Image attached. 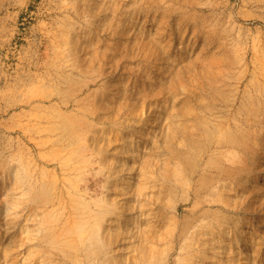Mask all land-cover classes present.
<instances>
[{
  "label": "rangeland",
  "instance_id": "1",
  "mask_svg": "<svg viewBox=\"0 0 264 264\" xmlns=\"http://www.w3.org/2000/svg\"><path fill=\"white\" fill-rule=\"evenodd\" d=\"M235 92H264V0H0V264H264V153L204 131ZM201 154L239 212L182 203Z\"/></svg>",
  "mask_w": 264,
  "mask_h": 264
},
{
  "label": "bare ground",
  "instance_id": "2",
  "mask_svg": "<svg viewBox=\"0 0 264 264\" xmlns=\"http://www.w3.org/2000/svg\"><path fill=\"white\" fill-rule=\"evenodd\" d=\"M235 95L236 97L227 98L226 100H224L223 105L227 106V109L223 110L219 108L218 114H214L215 112L213 109L216 106H213V103L203 110L204 121L206 123L204 131L207 135H211V137H214L213 135L217 133L224 135L226 137V141L224 142L223 140H218L217 148L222 149L224 146H227L228 150L233 149L234 151L231 152L230 160L233 163L242 164L246 159L247 154L252 152L253 150L257 151L260 149L261 152L264 153V128L263 125H261L260 127V120H257L259 128L252 129L253 125L251 124V121L248 117L245 116V118H240V115L244 114V112H246V114L249 113L248 111L251 109L250 105H253V103L255 102L257 106H259V109H261L264 102V99L262 98L264 92L258 94V97H253V100H251L252 96H249L247 97V99L241 100L240 103L238 102L240 97L239 93L235 92ZM262 114H264V112H262ZM175 116V114H172V117ZM210 150L211 148L209 149V151ZM217 152L221 154L224 153L223 150L218 149ZM194 161L195 164L197 163V168L192 169L188 173L190 178L185 182V187L183 186L185 192L187 193V197H184L182 202L184 204H190L191 202L193 203L192 208L189 211L192 218L195 220H199L201 216L207 215V212L204 210V207L206 206H218L219 208H222L223 210L228 212H239L240 209L231 210L218 204V200L215 197H205V195L213 194L212 187L214 186V184L217 185V183L223 178L224 169H219L215 166L210 165L209 162L205 161V157L203 156V154L200 155V158L198 160L194 159ZM245 166L242 167L239 165L237 166V170L244 171L246 169ZM255 166L258 167L259 164H256ZM200 172L201 178H207V181L209 179L208 185L206 180L200 183V176L198 180H191L195 176V173ZM18 174L20 173L18 172ZM258 179V176H256L255 181ZM171 186H173V184H171ZM180 204L173 206L174 210L172 212L176 214V217L179 214L181 208ZM221 219L222 216L220 217L219 221H222ZM218 224L219 223L217 222L215 225ZM204 226L205 225H202V227ZM173 249H176V245Z\"/></svg>",
  "mask_w": 264,
  "mask_h": 264
}]
</instances>
